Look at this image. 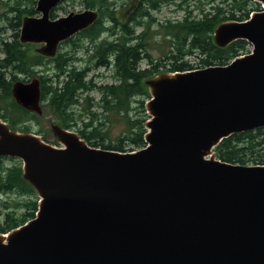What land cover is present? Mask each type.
<instances>
[{"label":"water","instance_id":"95a60500","mask_svg":"<svg viewBox=\"0 0 264 264\" xmlns=\"http://www.w3.org/2000/svg\"><path fill=\"white\" fill-rule=\"evenodd\" d=\"M61 1L37 0L21 43L53 57L96 21L89 8L51 18ZM239 39L250 53L225 65L145 81L149 118L138 150L94 147L56 124L54 146L0 119V157L22 162L39 198L34 218L0 233V264H264V165L213 152L234 133L264 127V11L214 29L219 47ZM11 94L42 113L37 77L15 82Z\"/></svg>","mask_w":264,"mask_h":264},{"label":"trees","instance_id":"16d2710c","mask_svg":"<svg viewBox=\"0 0 264 264\" xmlns=\"http://www.w3.org/2000/svg\"><path fill=\"white\" fill-rule=\"evenodd\" d=\"M133 1L130 0V7ZM160 1V5L156 3L153 6L160 7L163 0ZM173 2L174 11L182 10L183 17L173 23L168 21V25L164 23L159 25V32L162 36L170 35L176 48L169 71L191 69L192 64L184 57L194 52L202 66L225 65L234 57L247 52L248 43L245 40H235L224 47L217 46L213 40V32L223 21L246 20L252 10H257V3L252 0H179V2L173 0ZM80 3L85 8H96L99 17L94 24L79 33L81 37L69 40L73 51H69L68 54L58 52L56 56L47 58V70L40 76L42 115L29 113L18 107L10 92L14 80L12 70L20 67L27 71L28 61L34 63L36 57L32 52L29 53V48H21L17 40L21 18L34 14L35 0L24 7H21L20 0H13V3L10 0L3 4L6 10L0 12V118L6 121L11 129L31 131L34 122L41 121V118L49 114L65 128L80 123L78 133L92 146L118 151L142 148L146 144L144 123L148 118L144 104L150 97L145 80L162 71L159 69V62L146 60L147 66L141 68L142 59L140 56L137 57L135 46L126 48L118 45L116 56L111 60L108 59L106 52L92 55L90 40L93 30L100 29L103 19L120 22L116 6L120 7L123 3L117 0H81ZM140 4L145 6L143 3ZM137 5L138 3L133 5V8L135 9ZM195 8L198 13L192 15ZM51 16H56L54 11ZM128 22L139 25L141 17L136 12ZM129 27L131 28V24ZM6 33L9 34L8 37ZM129 34L131 35V31ZM83 41L87 42V46H84ZM99 44L107 51L111 42L102 41ZM80 64L82 66H78ZM100 68L110 70L113 82L96 83L95 78L98 74L95 70ZM91 72L92 75L88 76ZM92 91L100 94L98 102H92L93 98L88 95ZM134 102L139 103V111H142L143 117H139L138 113L130 115ZM82 105L83 115H76V107ZM97 109L101 113L96 114ZM118 115L124 122V130L115 138L113 144L111 142L104 144L107 131L102 129L103 123L99 118L113 121ZM95 121L99 122L93 127ZM37 133L41 134V131L37 130ZM213 152L217 159L224 162L263 165L264 127L234 133L222 139L213 148ZM37 207L38 197L32 186L23 178L21 162L18 159L0 157V233L8 232L32 219Z\"/></svg>","mask_w":264,"mask_h":264},{"label":"flooded vegetation","instance_id":"af4514ba","mask_svg":"<svg viewBox=\"0 0 264 264\" xmlns=\"http://www.w3.org/2000/svg\"><path fill=\"white\" fill-rule=\"evenodd\" d=\"M9 1L10 0H0V3L4 4L5 2H9ZM11 1L13 3V0ZM31 1L32 0H20L21 7H24L25 5H30ZM120 1L123 3L122 8H121L123 10L120 12V16H118L117 14V17L120 20V22L114 21L111 19L102 20L100 29L98 30V28H95L92 32V37L90 40V47L92 51L90 53H92V55H94V53L101 55L102 52H106V55L109 56L108 59L111 60V58L116 56V52H117L116 49L118 45H123L126 48H128L129 46H133V47L135 46L137 47V57L139 56L141 57L142 59L141 62H144V61L147 62L146 60L157 61L159 62L160 70L168 71L170 67V63H172L173 59L175 58L176 48L174 46V40L173 38H171L170 35L162 36V34L159 32V28H160L159 25L160 23L167 24L168 21H170L171 23H173L174 21L172 22V20H170L168 17H165V18L163 17L164 20H160L159 13H161L162 7H168V10H170L169 13H171L172 10L170 8V5L174 3L173 0H163L160 7L153 6L156 3H159L160 5L161 3L160 0H134L132 2L131 7H130V3H131L130 0H120ZM36 2L37 0H35L34 7L36 6ZM136 3H138V5L134 9L133 5H136ZM140 3H143L145 6L141 5ZM129 7L131 10L129 9ZM94 10H96V12L98 13V17H99L98 10L96 8H94ZM173 11H174V8H173ZM136 12L141 17V23L139 25H134L128 22V19L132 17V15H134ZM31 15H36V14L34 13ZM31 15H24V16H31ZM22 18H21V21H22ZM129 24H131V28L129 27ZM137 29L138 31H136ZM129 31H131V35L129 34ZM80 32L74 34L67 40L61 42L58 47V52L68 54L69 51H73V50H67V51H63V50L68 46V43H70L69 40L71 38L81 37V35L79 34ZM19 33H20V27H19L17 40L21 48L23 49L29 48L30 50L29 53L32 52V54H35L36 57H35L34 63L33 61H28L27 71H23L20 67H15L12 70L14 73V80L11 84V89L15 82L21 81L23 83H28L34 77H37L39 79L40 88H41L40 76H42L44 72L47 70V58H50V57L44 56L43 54L39 53L37 51L38 48H34V49L30 48L31 45H33L32 43H21L19 40ZM131 36L133 37L132 39L130 38ZM158 38H161V39L158 40ZM102 41L111 42L107 51H104L101 45L99 44ZM153 42L158 43L159 45L162 44V46L165 48L162 52L159 51V54H157L156 56L152 55L151 53L152 48H155V45L153 44ZM188 56H195V59L198 58L197 57L198 55L195 52L192 54H187L185 57H188ZM191 64H192L191 69H199V68L204 67L200 65L198 62L191 63ZM16 105L22 108L17 103ZM28 112L35 113L32 111H28ZM30 123H33V122H30Z\"/></svg>","mask_w":264,"mask_h":264},{"label":"rangeland","instance_id":"374dc122","mask_svg":"<svg viewBox=\"0 0 264 264\" xmlns=\"http://www.w3.org/2000/svg\"><path fill=\"white\" fill-rule=\"evenodd\" d=\"M80 1L81 0H63L54 10L56 16H63L69 12H78V11L84 10L85 7L83 5H81ZM108 1H112V0H108ZM117 1L119 3H122L120 0H117ZM175 2H179V0H175ZM174 7H175L174 4L170 5V8L172 10L171 13H169L170 10H168V7H162V11H161V13H159L160 20H164L163 17L164 18L168 17L170 20H172V22L175 20L181 19L184 15L183 11L177 10L176 12H174L173 11ZM121 8H122V6H120V7L118 5L116 6V9L119 10L118 16H120V12L123 10ZM165 8H166V10H165ZM3 10H6V9H4V5L2 3H0V12ZM197 13H198V10L195 8L192 12V15H195ZM226 21H236V20H226ZM136 31H138V29ZM8 36H9V34L6 33V37H8ZM160 39L161 38H158V40H160ZM83 44H84V46H87L86 41H83ZM153 44L155 45V48H152L151 53L154 56L159 54V51L162 52L165 49L162 46V44L159 45L158 43H154V42H153ZM40 46H41V44H37V45L33 44V45H31L30 48L34 49V48H39ZM247 48H248L247 53H249L251 48H252L249 43H248ZM71 49H72V44L68 43V46L63 51H67V50H71ZM79 55H80V53L78 52L77 56H79ZM83 57H86V56L83 55ZM184 59L189 61L190 63L198 62V60L195 59V56H188V57H185ZM78 66H82V64H80ZM146 66H147V63L145 61L141 62V64H140L141 68L146 67ZM162 72H165V71H162ZM95 73L98 74L97 77L95 78V81L97 84L113 82V78L111 77L110 70L100 68V69H96ZM91 75H92V72L88 74V76H91ZM88 95L91 98H93L92 102H98L100 99V94H98L96 91L89 92ZM137 99H139V97ZM144 107H145V104H144ZM83 108H84V105L76 107V115H79V114L81 115L83 113ZM131 108H132V111H131L130 115H135L136 113H138L139 117L144 116L142 111H139L140 109H139V103L138 102L132 103ZM95 111H96V114L101 113L99 109H97ZM145 113H146V109H145ZM41 119L42 120L39 122H34L35 126H33V129L31 131L36 133L37 130H40L41 134H39V135L41 136L42 139H44V141H46L49 144H52L54 146H60L56 137L53 135V133L51 131V127H50L53 124L58 125V122L55 119V117L52 115L46 114ZM84 121H86V119ZM99 121L103 123L102 129L104 131H107L105 139L103 140L104 144H108L109 142H111L113 144L115 142V138L118 137L121 134V132L124 130V122L120 119L119 115L116 116V119L113 121H106L102 117L99 118ZM98 122L95 121L93 127L97 126ZM79 126H80V123L74 124L73 126L69 127V130L78 132L77 128H79ZM88 131H90V130H88ZM97 147L102 148L100 146H97Z\"/></svg>","mask_w":264,"mask_h":264}]
</instances>
